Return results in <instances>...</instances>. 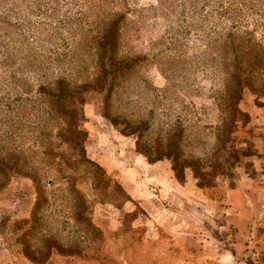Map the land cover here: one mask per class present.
Listing matches in <instances>:
<instances>
[{"label":"rangeland","instance_id":"obj_1","mask_svg":"<svg viewBox=\"0 0 264 264\" xmlns=\"http://www.w3.org/2000/svg\"><path fill=\"white\" fill-rule=\"evenodd\" d=\"M101 68L118 69L104 77ZM239 72L258 95L242 89L239 108L249 124L223 149L256 155L264 134V0H0V145L21 147L19 159L32 157L30 150L44 151L35 137L41 124H53L47 117L59 104L51 94L65 83L87 85L85 155L128 193L140 160H147L136 150V137L121 134L110 120L139 126L154 113L150 126L161 134L169 128L155 119L180 120L187 131L186 155L191 150L195 159L210 158L220 138L223 101ZM251 157L240 158L230 178L207 166L200 173L208 183L223 178L232 184L241 175L253 176ZM182 177L193 180L189 170ZM130 199L120 209L110 204L93 209L107 254L118 264L187 261L186 253L166 249L162 231L146 233L145 213ZM34 202L28 179L14 178L0 189L5 234L14 222L29 218ZM130 228L133 233H127ZM14 244L0 236V264H32ZM57 258L46 264H58Z\"/></svg>","mask_w":264,"mask_h":264},{"label":"trees","instance_id":"obj_2","mask_svg":"<svg viewBox=\"0 0 264 264\" xmlns=\"http://www.w3.org/2000/svg\"><path fill=\"white\" fill-rule=\"evenodd\" d=\"M117 69L112 71L101 68L99 72L107 77ZM236 69L241 71V68ZM238 75L239 80H236L229 96L223 101L222 125L218 128L220 138L216 137L217 143L210 158L195 159L191 150L186 155L187 131L180 120L172 123L167 118V122L163 120L166 115L155 119L158 125L168 126L169 129L164 134L156 133L150 126L151 121H154V113L149 114V121L140 122L139 126L114 120L110 122L121 134L136 137V150L149 163L167 160L180 183L188 180L182 177V173L189 170L193 179L191 181L207 197L219 199L221 195L215 189V182L205 181L200 169L207 166L218 173L216 176L230 178V171L236 169L240 158L255 156L246 151L240 153L232 149L226 152L223 149V146L231 145L239 128H245L249 124L248 115L239 108L242 89L247 87L258 95V91L243 80L244 74L239 72ZM107 79L100 81L105 83ZM89 89L87 85L70 87L65 83L57 88L56 93L51 94L59 104L47 117L53 124L51 128L41 124L37 128L39 136L35 137L41 140L36 145L42 146L44 151L30 150L32 157L19 159L21 147L0 145V189L14 178H24L32 183L35 190V202L29 218L14 222L11 231L6 234L8 225L0 223V236L6 242L18 245L19 255L32 264H46L54 257L83 259L87 264H118L104 250L105 237L93 223L92 212L97 204H110L120 209L130 203L131 199L113 176L85 155L87 134L83 128V106ZM151 132L155 134H149ZM147 134L152 135L151 141ZM144 140H149L150 144H146ZM30 147L34 148L35 145ZM250 167L252 168L251 164ZM209 192H216L218 195L215 197ZM134 220L133 218L132 221ZM127 233H133V229L130 228ZM163 237L169 242L167 250L177 255L185 254L172 248L171 240L165 233ZM187 255L190 259L191 255Z\"/></svg>","mask_w":264,"mask_h":264},{"label":"crops","instance_id":"obj_3","mask_svg":"<svg viewBox=\"0 0 264 264\" xmlns=\"http://www.w3.org/2000/svg\"><path fill=\"white\" fill-rule=\"evenodd\" d=\"M260 140L261 152L250 161L253 176L241 175L234 185L216 180L219 199L191 180L180 183L166 162L140 160L127 194L145 213L146 233L160 230L172 248L191 255L180 264H264V134Z\"/></svg>","mask_w":264,"mask_h":264}]
</instances>
